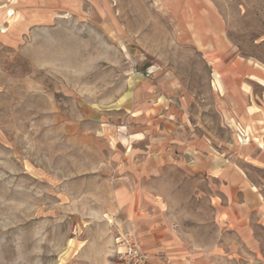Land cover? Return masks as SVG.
Masks as SVG:
<instances>
[{
  "label": "rangeland",
  "instance_id": "obj_1",
  "mask_svg": "<svg viewBox=\"0 0 264 264\" xmlns=\"http://www.w3.org/2000/svg\"><path fill=\"white\" fill-rule=\"evenodd\" d=\"M67 4L0 26V264H99L114 231L99 200L120 158L160 134L152 106L181 108L217 153L264 154V0ZM159 172V201L205 263L264 264L258 226L247 241L227 235L193 193L207 184Z\"/></svg>",
  "mask_w": 264,
  "mask_h": 264
},
{
  "label": "crops",
  "instance_id": "obj_2",
  "mask_svg": "<svg viewBox=\"0 0 264 264\" xmlns=\"http://www.w3.org/2000/svg\"><path fill=\"white\" fill-rule=\"evenodd\" d=\"M71 2L0 0V26L7 23L9 27L21 28L27 25V19L37 17L38 8L52 10ZM9 7L13 9L11 15L6 13ZM180 109H170L168 105L150 107L146 123L150 126L159 123L160 134L150 135L148 142L143 144L147 147L143 152L131 153L128 158L123 155L119 160L121 164L115 167L116 174L108 177V200H99V215L108 210L114 231L111 227L113 235L99 237V264L105 261L114 264L113 251L121 248L115 240L117 233L121 238L131 235L147 253L146 264H215L205 263L201 258L205 254L192 250L187 242L189 238L171 219L167 201H159L158 194L164 191L155 187L153 181L164 177L157 174L164 168L174 167L182 182L191 179L207 184L202 189L195 186L193 193L208 195L210 222L222 224L227 235L231 233L247 241L254 225L264 238V178L254 179L248 169L253 166L264 172V154L251 155L247 146L240 149L241 159L233 158L231 151L217 153L211 145V136L197 134L196 123L183 116ZM147 133L145 130L130 132L128 139L140 141ZM130 162L134 163V168L128 166Z\"/></svg>",
  "mask_w": 264,
  "mask_h": 264
},
{
  "label": "built area",
  "instance_id": "obj_3",
  "mask_svg": "<svg viewBox=\"0 0 264 264\" xmlns=\"http://www.w3.org/2000/svg\"><path fill=\"white\" fill-rule=\"evenodd\" d=\"M12 10H7V14L11 15ZM121 248L113 251L115 264H146L147 253L135 244L129 237L120 238L117 241Z\"/></svg>",
  "mask_w": 264,
  "mask_h": 264
}]
</instances>
